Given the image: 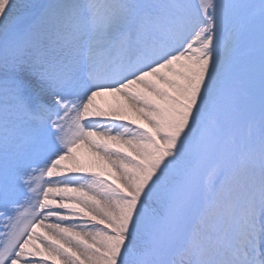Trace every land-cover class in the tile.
Masks as SVG:
<instances>
[{
  "label": "snow or ice",
  "instance_id": "snow-or-ice-1",
  "mask_svg": "<svg viewBox=\"0 0 264 264\" xmlns=\"http://www.w3.org/2000/svg\"><path fill=\"white\" fill-rule=\"evenodd\" d=\"M0 264H264V0H0Z\"/></svg>",
  "mask_w": 264,
  "mask_h": 264
}]
</instances>
